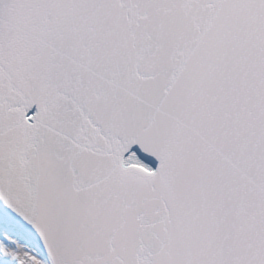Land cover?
Returning a JSON list of instances; mask_svg holds the SVG:
<instances>
[{
  "label": "snow or ice",
  "instance_id": "obj_1",
  "mask_svg": "<svg viewBox=\"0 0 264 264\" xmlns=\"http://www.w3.org/2000/svg\"><path fill=\"white\" fill-rule=\"evenodd\" d=\"M0 264H264V0H0Z\"/></svg>",
  "mask_w": 264,
  "mask_h": 264
}]
</instances>
